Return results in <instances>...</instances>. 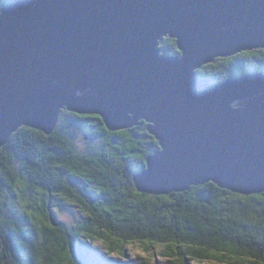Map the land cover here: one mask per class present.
Returning a JSON list of instances; mask_svg holds the SVG:
<instances>
[{"label":"water","instance_id":"1","mask_svg":"<svg viewBox=\"0 0 264 264\" xmlns=\"http://www.w3.org/2000/svg\"><path fill=\"white\" fill-rule=\"evenodd\" d=\"M1 12L0 148L22 127L51 135L64 109L111 132L144 121L163 151L134 177L141 193H264V73L197 74L264 50V0H5ZM167 37L181 55L161 54Z\"/></svg>","mask_w":264,"mask_h":264},{"label":"trees","instance_id":"2","mask_svg":"<svg viewBox=\"0 0 264 264\" xmlns=\"http://www.w3.org/2000/svg\"><path fill=\"white\" fill-rule=\"evenodd\" d=\"M4 2L0 0V12ZM160 50L181 55L169 37L161 41ZM247 52L256 55L218 58L197 71L199 79L220 84L250 72L264 73V50ZM71 113L61 111L51 135L22 127L0 148V264H110L112 259L105 260L110 256L99 253L89 238L104 236L126 253L136 244L153 255L161 249L167 264H179L177 253L186 264L214 263L185 249L215 252L221 241L235 246L233 259L245 264V252L264 249V201L237 199L239 194L211 183L169 195L141 193L134 177L146 169L148 157L160 151L147 124L142 121L122 130L127 135L116 136L103 121L77 119ZM81 129L102 139V147L80 153L75 139ZM162 196L171 203L155 199ZM65 203L77 206L84 217L75 224L61 220L58 212ZM49 216L56 231L48 227ZM173 247L172 256H165V248ZM128 264L149 262L139 258Z\"/></svg>","mask_w":264,"mask_h":264},{"label":"snow or ice","instance_id":"3","mask_svg":"<svg viewBox=\"0 0 264 264\" xmlns=\"http://www.w3.org/2000/svg\"><path fill=\"white\" fill-rule=\"evenodd\" d=\"M3 13L0 12V16H2ZM256 53L253 52H244L241 53V56L243 57H249V56H255ZM71 115L75 116L77 119H83V120H95V121H103L106 119L103 115H92V116H81L79 113H71ZM108 125L105 124V128H107ZM40 135H44L43 132L39 133ZM113 135L116 136H124L127 135L126 132L119 131V132H113ZM157 144H159V141H156ZM160 151H163V149H160ZM213 188H219L220 185L212 182L210 184ZM39 191V189H37ZM137 195H141V193L137 192ZM143 199L147 200L149 197L143 196ZM155 199L159 200H165L171 203V200L168 196H162V197H156ZM237 199L244 200V199H256L259 201H264V193L257 194L254 197H246L243 195H237ZM29 216L32 215L31 212L28 214ZM48 227L51 228L53 231H56V229L53 227V223L51 220V216H49L48 219ZM217 225V229H218ZM185 236L188 235L187 232L184 233ZM93 243L98 244L102 246L104 249H106L108 256L112 257L113 260L110 261V264H120V262H123V264H128L129 260H132L136 254H139V256L144 257L146 255L145 250L142 248H138L133 246L130 251L127 253L123 248L116 249L114 248L109 242L108 237H89ZM183 248L184 246L181 245ZM234 247L232 245H225L223 241L219 245L216 246L217 251L210 252L208 250H197V249H185V252H191L192 257H198L202 260H212L215 264V262L219 261L220 264H245V261L239 260V259H233V257L237 256V251H234ZM150 251V250H149ZM175 251V247L172 248V250H169L168 248H165L164 255L171 257L172 253ZM37 252H39V249H37ZM227 252V255H223L222 253ZM245 255L247 256V264H264V249L260 253L257 252H245ZM180 254L177 253V259L179 260V264H186V261L179 259ZM151 264H156V257L150 256L149 257ZM73 264H76V261H73ZM188 264H193L192 261H189Z\"/></svg>","mask_w":264,"mask_h":264},{"label":"rangeland","instance_id":"4","mask_svg":"<svg viewBox=\"0 0 264 264\" xmlns=\"http://www.w3.org/2000/svg\"><path fill=\"white\" fill-rule=\"evenodd\" d=\"M91 129V128H90ZM88 129V130H82L80 131V133H78L76 139H75V142H76V145H77V149L80 153H89L95 149H99L102 147V142L103 140L96 137L93 133H91V130ZM19 171L21 173H23V171L20 170V167H19ZM62 207V205H61ZM64 207V210L62 212H58V217L69 223V224H75L76 221H78L79 219L83 218L84 215L83 213L81 212V210L75 206L74 204H71V203H65V205H63ZM135 246V247H138V248H142L143 250H145V246L144 245H140V244H136V245H129L127 247V252L131 250V248ZM95 247L97 248V250L99 251V253H101L103 256H106V250H104V248L98 244H95ZM146 252V255L144 257H141L139 256V254H136V256L132 259V260H129V261H133L135 262L136 259H139V258H144L146 259L149 264H151V261L149 259L150 256H155L156 257V264H167L165 262V259L161 256V249H158L155 253V255H153L152 253H147V251L145 250ZM113 258L112 257H105V260L108 261ZM193 264H214V263H199V262H193Z\"/></svg>","mask_w":264,"mask_h":264}]
</instances>
